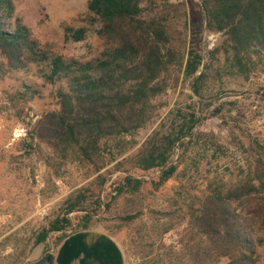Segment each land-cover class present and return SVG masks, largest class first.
Returning a JSON list of instances; mask_svg holds the SVG:
<instances>
[{"label":"trees","instance_id":"obj_1","mask_svg":"<svg viewBox=\"0 0 264 264\" xmlns=\"http://www.w3.org/2000/svg\"><path fill=\"white\" fill-rule=\"evenodd\" d=\"M145 3L90 0L88 10L100 25L105 48L82 62L43 47L15 16L13 0H0V80L16 82L2 90L0 113L8 120L21 119L28 103L53 86L58 108L36 122L30 139L46 146L48 166L57 178L64 179L70 170L84 183L64 200L37 244L58 234L57 248L69 236L99 227L113 238L104 224L111 220L127 230L119 244L124 264H219L224 259L255 264L258 233L264 230V146L255 142L249 145L252 154L234 157V150L214 133L197 131L201 105L212 106L223 97L212 91L213 67L203 62L199 42L204 31L220 34L215 52L223 56V69L251 80L264 65V0H199L202 21L192 25L185 49L171 33V9L179 5ZM85 35L84 28L67 30V39L81 41ZM187 81L189 103L177 100L163 117L170 95ZM154 126L140 143L141 131ZM212 160H224L225 168H238L244 175L227 178L222 173L209 180L199 208L167 244L166 236L175 230L171 220L149 218L141 205L145 176L153 173L152 182L160 189L185 178L189 165L198 170L201 162ZM117 171L124 175L111 186L109 199L107 176ZM175 195L172 205L184 211L183 193ZM120 198L125 205L116 210Z\"/></svg>","mask_w":264,"mask_h":264},{"label":"rangeland","instance_id":"obj_2","mask_svg":"<svg viewBox=\"0 0 264 264\" xmlns=\"http://www.w3.org/2000/svg\"><path fill=\"white\" fill-rule=\"evenodd\" d=\"M13 2L15 16L22 20L33 37L46 49L84 62L98 56L105 48V39L99 34L100 25L88 10L90 0H13ZM148 2L149 0L145 4ZM168 2L175 6L179 5L171 9L173 15L171 33L182 49L188 48L192 40V25L202 21L199 0ZM69 28L74 30L84 28L85 38L81 41L67 39ZM221 40L220 34L204 31L199 42L204 56L203 62L213 67L209 71L212 91L223 97L212 101L211 103H214L212 106L201 105L203 120L198 124L197 131L214 133L222 144L234 150V157L238 155L246 157V151L251 153L250 144L257 142L264 146V65L260 64L257 67V74L251 80L226 73L222 67L223 56L215 52ZM15 84L13 78L6 77L0 80V101L2 90ZM53 90L54 87L51 85L45 87L41 98L28 103L25 115L21 119L8 120L0 113V264H34L53 252L54 243L59 235L54 234L46 244L38 245L39 235L43 228L56 218L70 193L84 184L81 183L82 179L78 174L70 176V170L64 179L57 178L48 166L46 146L43 144L40 147L36 146L30 139L36 122L46 112L58 108L52 94ZM190 95L192 92L189 89V82L180 83L178 89L170 95L171 105L170 108L163 109V117L177 100L184 105L188 104ZM218 106L221 109L216 112ZM154 129L156 126L141 131L138 141L143 142ZM223 162L224 160L203 161L198 170L189 165L185 178L170 180L160 189H156L152 182V176L155 177L153 173L145 176L147 182L143 188L141 205L149 218L169 217L175 230L166 236L167 244L177 239L189 213L199 208L209 180L222 173L226 174L227 178L244 175L242 173L244 171L238 168L232 166L225 168ZM182 168L184 165H181L180 170ZM123 175L124 173L117 171L114 175L107 176L109 179L105 188L110 187L109 199L113 194L111 186L113 187ZM95 177L86 182L94 180ZM177 191L183 193V198L187 202L184 211L172 205L171 198L176 196ZM191 204L194 205L193 208L188 207L192 206ZM124 205V199L120 198L113 207L121 210ZM141 205L138 204L137 207ZM154 209L163 210L164 213L155 214ZM75 217L76 214H71V218ZM104 224L112 230V234H115L113 239L120 244L126 237L127 230L115 227L116 223L111 220L105 221ZM98 230L106 232L103 227H99ZM258 234L261 241L257 245L255 264H264V230ZM219 264H228V261L224 259Z\"/></svg>","mask_w":264,"mask_h":264},{"label":"crops","instance_id":"obj_3","mask_svg":"<svg viewBox=\"0 0 264 264\" xmlns=\"http://www.w3.org/2000/svg\"><path fill=\"white\" fill-rule=\"evenodd\" d=\"M50 254L52 264H124L119 244L101 230L73 234Z\"/></svg>","mask_w":264,"mask_h":264},{"label":"water","instance_id":"obj_4","mask_svg":"<svg viewBox=\"0 0 264 264\" xmlns=\"http://www.w3.org/2000/svg\"><path fill=\"white\" fill-rule=\"evenodd\" d=\"M52 256H44L41 260L35 262L34 264H51Z\"/></svg>","mask_w":264,"mask_h":264}]
</instances>
